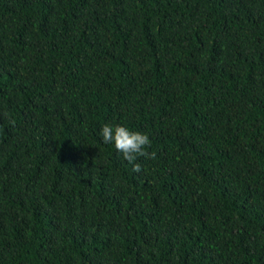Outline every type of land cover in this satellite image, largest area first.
I'll return each mask as SVG.
<instances>
[{
    "label": "trees",
    "instance_id": "16d2710c",
    "mask_svg": "<svg viewBox=\"0 0 264 264\" xmlns=\"http://www.w3.org/2000/svg\"><path fill=\"white\" fill-rule=\"evenodd\" d=\"M0 264H264V0H0Z\"/></svg>",
    "mask_w": 264,
    "mask_h": 264
},
{
    "label": "clouds",
    "instance_id": "9594fccd",
    "mask_svg": "<svg viewBox=\"0 0 264 264\" xmlns=\"http://www.w3.org/2000/svg\"><path fill=\"white\" fill-rule=\"evenodd\" d=\"M100 135L105 144H113L124 159L133 165L135 172L141 171L140 164L134 163L138 157L155 159V153L146 150L151 147V140L145 133L130 131L119 124H105L100 130Z\"/></svg>",
    "mask_w": 264,
    "mask_h": 264
}]
</instances>
